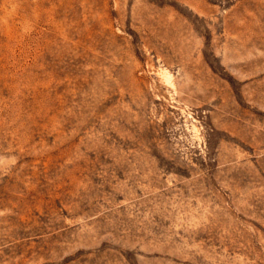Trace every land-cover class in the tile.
Segmentation results:
<instances>
[{"label": "rangeland", "instance_id": "1", "mask_svg": "<svg viewBox=\"0 0 264 264\" xmlns=\"http://www.w3.org/2000/svg\"><path fill=\"white\" fill-rule=\"evenodd\" d=\"M0 264H264V0H0Z\"/></svg>", "mask_w": 264, "mask_h": 264}]
</instances>
